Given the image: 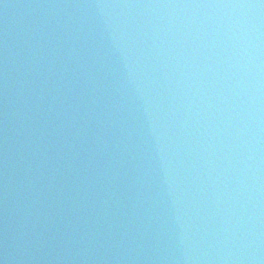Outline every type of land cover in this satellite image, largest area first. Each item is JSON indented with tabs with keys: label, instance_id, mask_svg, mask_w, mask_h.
Returning <instances> with one entry per match:
<instances>
[{
	"label": "water",
	"instance_id": "water-1",
	"mask_svg": "<svg viewBox=\"0 0 264 264\" xmlns=\"http://www.w3.org/2000/svg\"><path fill=\"white\" fill-rule=\"evenodd\" d=\"M249 2L0 0V264H264Z\"/></svg>",
	"mask_w": 264,
	"mask_h": 264
},
{
	"label": "clouds",
	"instance_id": "clouds-1",
	"mask_svg": "<svg viewBox=\"0 0 264 264\" xmlns=\"http://www.w3.org/2000/svg\"><path fill=\"white\" fill-rule=\"evenodd\" d=\"M141 5H102L105 8L111 7H134ZM144 7H197V8H220V9H234V10H249L258 13V10L264 8V0L261 3H222V4H196V5H142ZM249 25L255 29L257 34L259 33L260 19L259 15H253L249 21Z\"/></svg>",
	"mask_w": 264,
	"mask_h": 264
}]
</instances>
